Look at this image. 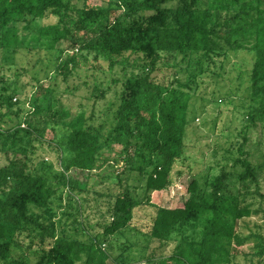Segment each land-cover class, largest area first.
<instances>
[{
  "label": "trees",
  "instance_id": "trees-1",
  "mask_svg": "<svg viewBox=\"0 0 264 264\" xmlns=\"http://www.w3.org/2000/svg\"><path fill=\"white\" fill-rule=\"evenodd\" d=\"M120 7L124 11L114 14ZM70 9H75L73 17ZM223 11L228 17L221 20ZM53 14L58 17L56 23L40 28L42 36L48 38L45 42L48 48L56 49V44L67 40L74 31L79 49L94 52L95 58L102 57L110 69L114 65H122L123 70L131 68L119 92L117 123L110 139L126 149L135 145L134 155L141 159L142 165H152L143 173L146 193L164 188L172 169L179 164L187 165L188 159L187 97L183 98L173 89L165 98L163 89H168L154 74L167 66L168 60L180 57L187 61L193 53H202L213 60L220 53L216 51L217 39L223 35L225 45L236 48L242 42L252 41L249 47L253 51L249 73L251 101L247 116L252 125L256 119L264 118V0H207L203 4L200 0H112L107 7L88 3L75 7L70 0H0V53L9 49L17 51V24L28 15ZM86 32L91 35L82 36ZM68 63L76 67L75 54L59 60V73L64 79L72 73ZM1 72L0 67V84L5 81ZM39 87L42 90L33 92L29 108L13 100L15 92L10 93L5 86L0 88V149L5 147L3 136L10 130L12 138L20 143L24 137L28 138L27 146L20 144L19 149L3 151L7 162L0 167V260L3 264H106L108 255L92 238L76 239L63 228L56 235L49 224L55 216L52 211L55 197L57 201L62 200V188L85 199L84 194L89 191L88 176L95 168L101 143L97 133L86 125L84 112L73 113L62 105L55 106L58 100L52 96L53 87ZM42 94L44 101L40 99ZM49 125L66 132L67 169L55 173L58 183L41 173L42 170L53 172V164L41 157L38 167L34 168L31 158L38 147L35 143L47 141L44 133ZM54 143L62 146L60 142ZM58 156L57 163L63 166L60 151ZM238 162L243 171L237 172L236 178L241 188L248 190L251 183L257 182L255 167L246 158L235 161ZM199 171L188 168L194 178L187 187L189 196L183 206L159 207L151 221L149 235L157 240L169 238L175 230L181 233L173 254L159 264H169L167 261L170 264H231V248L246 239L236 229L239 219L250 215L249 205L239 206L237 196L221 192L227 177L225 171L211 181L206 178L203 184L196 177ZM258 187L256 183L259 191ZM138 203L125 191L117 194L108 210L111 220L104 233L113 234L126 226ZM57 223L61 224V220ZM251 236L260 239L253 256L262 260L264 236L255 232L248 237ZM12 244L20 245L25 251L32 249L36 259L33 262L25 258L7 260Z\"/></svg>",
  "mask_w": 264,
  "mask_h": 264
},
{
  "label": "rangeland",
  "instance_id": "rangeland-1",
  "mask_svg": "<svg viewBox=\"0 0 264 264\" xmlns=\"http://www.w3.org/2000/svg\"><path fill=\"white\" fill-rule=\"evenodd\" d=\"M111 1L70 0L75 7H82L85 3L107 7ZM206 1L200 0V3ZM111 6L115 5L111 3ZM123 11L120 7L113 13ZM69 14L73 17L75 9H70ZM220 17L222 20L228 17V13L223 11ZM57 20L55 14L44 17L28 15L17 24V51L9 49L0 53L1 75L5 77L0 88L5 86L10 93L15 92L13 100L16 99L29 108L28 103L33 92L42 90L39 85L51 86L52 96L58 100L54 103L55 106L62 105L73 113L84 112L86 125L97 133L101 143L95 168L88 176L89 191L84 194L85 199L78 198L68 188L60 189L62 200L57 201L55 197L56 201L52 206L55 216L49 223L55 229V234H60V228H63L69 236L76 239L92 238L95 245L108 255L106 264H159L160 260H165L173 254L174 247L181 240V233L175 230L169 238L162 241L149 235L151 221L158 208L183 206L189 196L187 187L194 178L188 172L189 167L191 170H200L196 177L201 184L206 178L211 181L223 170L227 177L223 181L221 192L237 196L239 206L250 207V215L238 221L236 230L246 239L241 245L231 248V264H264V255L262 260L253 256L260 239L248 237L254 232L264 236V118L256 119V124L252 125L247 116L251 101L249 73L253 51L249 47L252 41L249 44L242 42L243 45L236 48L233 45H225L223 35L217 39L216 51L220 53L214 56L213 60L207 59L202 53H193L187 61H182L180 57L168 60L167 66L154 73L168 89H163L165 98H168L173 89L183 98L187 97L188 159L187 165L179 164L172 169L164 188L146 193L143 173L149 171L152 165H142L141 159L134 155L135 145L126 149L122 144L110 139L112 129L117 123L119 92L131 68L123 70L122 65H114L110 69L102 57L95 58L94 52L79 49L74 31L67 40L57 43L56 49L48 48L45 43L48 38L42 36L40 28L42 25L56 23ZM66 20L69 22L71 19ZM83 35L91 34L86 32ZM72 54L76 55L78 63L76 67L68 63L72 73L64 79L59 73V60L69 58ZM57 72L59 75L52 78ZM40 99L44 101L45 95H40ZM20 120L22 122L23 118ZM65 135L66 132L60 127L52 129L49 125L44 133L47 141L36 142L35 146L38 147L31 157L34 168L38 167L41 157L53 164V172H41L46 173V177L53 183L59 181L55 173L67 169L66 156H69V153L64 150ZM4 141L5 147L0 149V167L7 162L3 151L19 149L20 144L27 146L28 138L24 137L20 143L12 138L10 130L3 136ZM54 142H60L62 146L59 147ZM61 148L63 150H60ZM57 149L60 151L63 166L57 163ZM243 158L255 167L259 191L256 189V183H251L248 190L242 189L240 181L236 178L237 172L243 171V166L235 161ZM141 166L142 169L139 170ZM179 170L183 172L178 173ZM124 191L139 203L133 207L132 218L126 226L113 234H105L104 228L111 220L108 212L111 203L117 194ZM7 192L8 190L5 193ZM59 220L61 224L57 223ZM26 243L27 239L24 241V244ZM36 257L32 249L25 251L20 245L12 244L11 255L7 260L25 258L33 262ZM0 264H3V261L0 260Z\"/></svg>",
  "mask_w": 264,
  "mask_h": 264
}]
</instances>
